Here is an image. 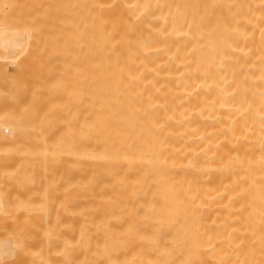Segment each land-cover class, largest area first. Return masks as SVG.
Listing matches in <instances>:
<instances>
[{"label":"bare ground","instance_id":"6f19581e","mask_svg":"<svg viewBox=\"0 0 264 264\" xmlns=\"http://www.w3.org/2000/svg\"><path fill=\"white\" fill-rule=\"evenodd\" d=\"M57 14L0 0V264H264V0Z\"/></svg>","mask_w":264,"mask_h":264},{"label":"rangeland","instance_id":"374dc122","mask_svg":"<svg viewBox=\"0 0 264 264\" xmlns=\"http://www.w3.org/2000/svg\"><path fill=\"white\" fill-rule=\"evenodd\" d=\"M62 1H63V5H60V4H62ZM67 1V2H66ZM54 2H55V4L57 5V7H58V14L55 16V17H53L50 21H46V20H44V22L42 21L41 23H40V30H41V32H42V34L45 36V38H46V35L48 34V32H49V30H50V27L51 28H55L57 31H60L59 33H60V37H61V40L63 39V38H66V39H63L62 41L60 40V37L58 38V41L59 42H63V41H66V46H67V49H71L72 48V46H71V44H72V42H70V41H72V22H70V21H72V17H71V6H72V2H73V0H54ZM62 7V8H61ZM64 7V8H63ZM61 15V16H60ZM70 17H69V16ZM58 16V17H57ZM57 17V18H56ZM65 17V18H64ZM68 18V19H67ZM56 19V20H55ZM61 19H63L62 21L63 22H61ZM66 19V20H65ZM70 19V20H69ZM54 20V21H53ZM58 21L59 22H61V23H58ZM67 21H69V23H71V24H69ZM53 22H54V24H53ZM49 23H52V24H49ZM56 23H58V25L56 24ZM62 25V26H61ZM65 25V26H64ZM59 26V27H58ZM71 26V27H70ZM47 27V28H46ZM46 30H44V29ZM65 28V29H64ZM47 29H48V31H47ZM59 29V30H58ZM52 31V30H51ZM70 33H71V35H70ZM71 38V39H70ZM44 41H46V39H44Z\"/></svg>","mask_w":264,"mask_h":264}]
</instances>
